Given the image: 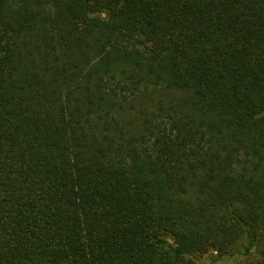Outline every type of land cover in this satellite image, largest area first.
I'll return each mask as SVG.
<instances>
[{
	"label": "trees",
	"instance_id": "trees-1",
	"mask_svg": "<svg viewBox=\"0 0 264 264\" xmlns=\"http://www.w3.org/2000/svg\"><path fill=\"white\" fill-rule=\"evenodd\" d=\"M242 239L264 247V0H0V264Z\"/></svg>",
	"mask_w": 264,
	"mask_h": 264
},
{
	"label": "rangeland",
	"instance_id": "rangeland-1",
	"mask_svg": "<svg viewBox=\"0 0 264 264\" xmlns=\"http://www.w3.org/2000/svg\"><path fill=\"white\" fill-rule=\"evenodd\" d=\"M242 243L247 245L245 240H240L236 248L228 255H221L215 251H208L202 255L193 258L197 264H242L246 260L258 261L261 258V251L264 247L259 243L256 246H250L246 252Z\"/></svg>",
	"mask_w": 264,
	"mask_h": 264
}]
</instances>
